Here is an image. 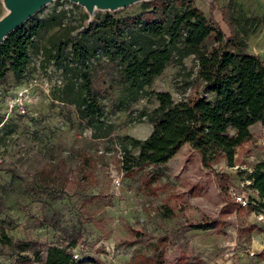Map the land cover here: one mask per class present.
<instances>
[{
	"label": "rangeland",
	"instance_id": "374dc122",
	"mask_svg": "<svg viewBox=\"0 0 264 264\" xmlns=\"http://www.w3.org/2000/svg\"><path fill=\"white\" fill-rule=\"evenodd\" d=\"M62 1L63 7L71 9L73 19L86 13L88 20L97 13L134 14L143 2L115 11L95 9L89 14L81 5L73 8L72 2ZM193 1L226 34L228 29L219 12L221 6L230 4L236 17L244 14L259 18L260 24L255 28L241 21L239 26L247 31L248 51L264 63V0ZM54 4L51 1L36 15L46 16ZM5 12L0 0V17ZM54 31L49 30L39 39V47ZM29 52L30 62L22 78L16 81L9 77L6 83L0 84V235L4 233L14 241L32 239L66 247L77 258L90 257L101 264H127L136 252L152 254L161 237L167 239L166 264H179L180 256L189 261L200 258L205 264H264V219H258V213H264V208H245L234 213L219 231L193 228L203 216L218 218L225 204L215 173L229 175L231 196L232 190L241 191L245 187L241 185L243 170L227 166L222 159L206 169L201 165L199 154L184 144L165 163L163 176L153 184L155 192L140 190L139 169L125 172L121 168L122 146L128 143L124 138L127 135L145 138L150 133L152 125L138 119L157 105L154 97L146 94L126 108L109 113L120 94L115 88L101 101L106 110L104 123L93 128L78 117L74 105L63 97L60 72L43 62L40 52L35 49ZM183 62V67L173 61L167 64L145 89L167 91L175 102L187 96L196 83L195 62L192 56ZM19 91L24 92L23 107L8 111L5 97ZM250 130L253 141L239 149L235 162L245 168L264 157V125L258 122ZM82 153L94 159L95 178L81 179L66 193L51 198L50 192L56 188L47 183L49 170L59 160L64 161L65 170H74ZM136 153L132 150L133 155ZM91 196H95L92 202L82 206L83 200ZM165 205L171 209L172 216H166ZM53 215L69 231L78 219L88 220L89 216L91 220L83 222L81 239L70 245L61 231L42 220ZM250 225L255 229L248 233ZM132 229L142 236L128 244ZM15 257V251L0 243V264H13Z\"/></svg>",
	"mask_w": 264,
	"mask_h": 264
},
{
	"label": "trees",
	"instance_id": "16d2710c",
	"mask_svg": "<svg viewBox=\"0 0 264 264\" xmlns=\"http://www.w3.org/2000/svg\"><path fill=\"white\" fill-rule=\"evenodd\" d=\"M63 4L64 1L55 0L46 16L35 13L0 43V84L9 77L20 80L30 62L29 51L35 49L43 62L60 72L63 97L74 105L78 117L93 128L104 123L106 110L101 101L115 88L120 94L109 113L126 108L146 94L153 96L157 105L138 119L152 125L150 133L145 138L125 136L128 143L122 146L120 160L125 172L139 169V189L145 192H155L153 184L163 176L165 163L184 144L199 154L206 169L221 159L227 166L235 165L239 149L253 141L251 125H264V63L248 51L247 31L239 26L241 21L255 28L260 24L259 18L244 14L236 17L230 4L221 6L226 34L193 0L143 1L134 14L97 13L92 20L86 13L73 19L71 9ZM71 5L78 8L75 3ZM51 29L55 31L39 47V39ZM188 56L195 62L196 83L187 96L175 102L167 91L145 89L167 64L173 61L183 67ZM132 150H136V155ZM246 154L250 155V151L246 150ZM94 163L90 155L82 153L75 169L65 170L64 161L59 160L48 172L47 183L59 192L51 190L50 197L61 196L81 179L93 180ZM250 169L241 171V179L251 181L249 205L243 207L233 200L228 193L229 175L216 172L225 204L218 218L203 216L193 228L219 231L234 213L245 208H264V157ZM94 198H85L82 206ZM163 208L166 216H172L168 206ZM87 219L91 220L89 216ZM42 220L61 231L70 245L81 239L83 222L88 221L78 219L69 231L60 226L56 215L44 216ZM253 229L255 226L250 225L247 232ZM141 236L132 229L128 244ZM166 240L159 238L152 254H131L127 264H166ZM0 243L15 251L13 264H101L94 258H77L66 247L32 239L14 241L4 233ZM178 262L205 264L200 258L189 261L185 256H180Z\"/></svg>",
	"mask_w": 264,
	"mask_h": 264
},
{
	"label": "water",
	"instance_id": "95a60500",
	"mask_svg": "<svg viewBox=\"0 0 264 264\" xmlns=\"http://www.w3.org/2000/svg\"><path fill=\"white\" fill-rule=\"evenodd\" d=\"M55 0H2L6 12L0 17V43L14 29L20 27L28 18ZM81 5L92 14L95 9L115 11L138 1L147 0H68Z\"/></svg>",
	"mask_w": 264,
	"mask_h": 264
},
{
	"label": "built area",
	"instance_id": "2783aa9c",
	"mask_svg": "<svg viewBox=\"0 0 264 264\" xmlns=\"http://www.w3.org/2000/svg\"><path fill=\"white\" fill-rule=\"evenodd\" d=\"M24 98V92L23 91H19L16 92V94L14 95H7L5 97V105L8 109V111H12V109L14 108H22L23 107V103H22V99ZM233 167L235 168H240L241 170L245 171V172H250V168H245L244 166H237L234 165ZM115 183L118 185L119 184V179L116 178L115 179ZM251 183L250 179L248 178H242L241 179V185L245 186L243 187L244 189L241 191H231V197L233 198V200H235L236 202H238L239 204H241V206L243 207H247L249 205L250 199L249 196L252 195V190L248 187V185ZM258 219L262 220L264 219V213L259 212L258 213Z\"/></svg>",
	"mask_w": 264,
	"mask_h": 264
},
{
	"label": "crops",
	"instance_id": "0c3cea01",
	"mask_svg": "<svg viewBox=\"0 0 264 264\" xmlns=\"http://www.w3.org/2000/svg\"><path fill=\"white\" fill-rule=\"evenodd\" d=\"M255 124H256V123H255ZM253 125H254V124H253ZM253 125H251V127H252ZM251 127H250V128H251Z\"/></svg>",
	"mask_w": 264,
	"mask_h": 264
}]
</instances>
